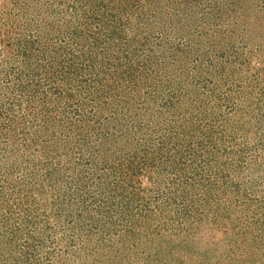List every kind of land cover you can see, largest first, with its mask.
<instances>
[{
    "label": "rangeland",
    "instance_id": "rangeland-1",
    "mask_svg": "<svg viewBox=\"0 0 264 264\" xmlns=\"http://www.w3.org/2000/svg\"><path fill=\"white\" fill-rule=\"evenodd\" d=\"M0 264H264V0H0Z\"/></svg>",
    "mask_w": 264,
    "mask_h": 264
}]
</instances>
